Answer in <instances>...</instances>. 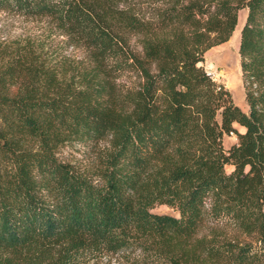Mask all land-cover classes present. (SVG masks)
Returning a JSON list of instances; mask_svg holds the SVG:
<instances>
[{"label":"trees","instance_id":"trees-1","mask_svg":"<svg viewBox=\"0 0 264 264\" xmlns=\"http://www.w3.org/2000/svg\"><path fill=\"white\" fill-rule=\"evenodd\" d=\"M213 3L172 8L155 26L115 0H0V11L50 19L96 63L74 90L31 56L0 52V264H77L102 253H137L133 264H264V0ZM241 9L247 113L200 66L233 35ZM114 26L149 36L142 58ZM114 70L135 71L140 85L114 92L99 78ZM231 133L237 142L225 149ZM104 139L99 183L58 159L63 146ZM155 205L178 217L151 213ZM207 219L257 241L196 238Z\"/></svg>","mask_w":264,"mask_h":264},{"label":"rangeland","instance_id":"rangeland-1","mask_svg":"<svg viewBox=\"0 0 264 264\" xmlns=\"http://www.w3.org/2000/svg\"><path fill=\"white\" fill-rule=\"evenodd\" d=\"M199 2L206 6L215 5L213 0H115L118 10L126 11L145 23L162 26L161 16L172 8L184 7L190 3ZM247 15L246 9L237 13V27L228 41L210 48L203 55L200 66L213 81L223 85L232 96L233 102L245 113L248 106L245 102L244 87L241 77L240 56L238 53L239 36ZM182 30L189 32L188 26ZM114 33L120 38L127 51L137 58L143 57V42L149 37L145 34L129 32L119 26L113 27ZM169 29L166 30V32ZM236 38L234 34H237ZM162 32L159 30L158 34ZM0 52L5 59H12L17 55L32 57L43 68L55 75L61 88L70 82L74 90H81L86 85L87 78L95 71L90 51L83 43L73 36L60 31L48 18H26L6 11H0ZM151 70L154 67L151 66ZM46 71V70H45ZM100 74V75H99ZM99 78H105L107 85L116 93H124L137 88L141 80L133 70L109 71L107 74L99 72ZM237 132L244 131L238 124L233 125ZM241 133V132H240ZM225 149L237 142L234 133L224 134L222 137ZM109 139L96 143H73L58 150V159L70 163L76 171L90 177L99 183L98 171L100 160L109 149ZM233 167L226 165L224 170L230 173ZM151 213L158 215H172L178 217L173 209L165 205H155ZM196 238L216 239L238 246L254 244L256 235H246L226 223H212L210 219L203 222L195 236ZM86 256V262L77 264H133L132 260L139 258L137 253L125 256L117 254Z\"/></svg>","mask_w":264,"mask_h":264},{"label":"bare ground","instance_id":"bare-ground-1","mask_svg":"<svg viewBox=\"0 0 264 264\" xmlns=\"http://www.w3.org/2000/svg\"><path fill=\"white\" fill-rule=\"evenodd\" d=\"M238 36V32H237V34H234V37L233 38H236Z\"/></svg>","mask_w":264,"mask_h":264},{"label":"crops","instance_id":"crops-1","mask_svg":"<svg viewBox=\"0 0 264 264\" xmlns=\"http://www.w3.org/2000/svg\"><path fill=\"white\" fill-rule=\"evenodd\" d=\"M240 132L243 133L244 131H241V130H240Z\"/></svg>","mask_w":264,"mask_h":264}]
</instances>
